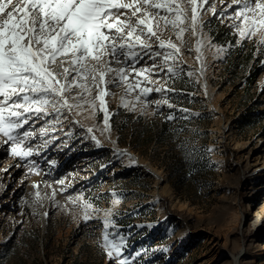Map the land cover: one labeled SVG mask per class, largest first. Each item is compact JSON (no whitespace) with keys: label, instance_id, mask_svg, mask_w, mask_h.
<instances>
[{"label":"rangeland","instance_id":"374dc122","mask_svg":"<svg viewBox=\"0 0 264 264\" xmlns=\"http://www.w3.org/2000/svg\"><path fill=\"white\" fill-rule=\"evenodd\" d=\"M209 2L219 12V0ZM203 21L202 37L184 34L192 51L181 47L182 72L130 71L120 87L107 86V112L117 115L110 136L98 101L59 122L33 117L21 129L33 132L22 146L33 154L23 159L0 136V168L12 165L0 171V264H110L105 218L125 238L129 264H264V45L240 38L226 17L208 12ZM154 62L162 59L144 55L135 69ZM137 80L161 91L125 95ZM163 121L171 143L153 139Z\"/></svg>","mask_w":264,"mask_h":264},{"label":"snow or ice","instance_id":"6c2138e0","mask_svg":"<svg viewBox=\"0 0 264 264\" xmlns=\"http://www.w3.org/2000/svg\"><path fill=\"white\" fill-rule=\"evenodd\" d=\"M219 3L222 7L217 12L209 0H0V136L4 143L11 144L14 156H31L33 149L22 146L33 132L21 129L33 117L51 115L59 122L78 110L96 108L97 101L107 127V86L120 87L130 71L136 77L144 72L152 75L165 66L172 75L182 72L177 63L181 47L192 51L184 34L202 37L203 15L208 12L234 21L240 38L257 37L264 45V0ZM165 32H173L180 46L170 38L166 41ZM196 44L195 51L200 53L202 41L198 38ZM144 55L153 61L161 58L162 64L154 62L150 69L136 70ZM138 87L142 94L161 91L140 87L137 80L127 84L125 95ZM81 207L87 222L91 204L83 202ZM113 225L104 219L101 246L110 264H129L124 258L125 238L109 232Z\"/></svg>","mask_w":264,"mask_h":264},{"label":"bare ground","instance_id":"6f19581e","mask_svg":"<svg viewBox=\"0 0 264 264\" xmlns=\"http://www.w3.org/2000/svg\"><path fill=\"white\" fill-rule=\"evenodd\" d=\"M195 49H196V47H195ZM202 52V51H201ZM201 52L200 53H197V56H199V59H201V56H200V54H201ZM201 60H203V58L201 59ZM181 62V61H180ZM182 64V63H181ZM204 64V65H203ZM208 64V60H204V61H202V66L203 67H205L206 65ZM181 66V65H180ZM196 68V72H197V74L198 73H200V74H202L203 72H202V69H201V67L200 66H196L195 67ZM205 69V68H204ZM204 71V70H203ZM107 96V95H106ZM106 96H105V107H106ZM103 112V127H104V134L105 135H107V136H110V131H111V129H110V126H109V124L107 125V127L105 126V123H104V119H105V112L104 111H102ZM108 113V112H107ZM108 117H109V114H108ZM72 127H76V125L75 124H73L72 123V125H71ZM93 130V129H92ZM88 133V132H87ZM89 134H90V136L92 135V139L94 140V141H97V140H99V141H103V139L105 140V138H101L97 133H95L94 131H91V132H89ZM102 136V135H101ZM107 140V139H106ZM110 140V142L112 141V142H114V140L112 139V138H110L109 139ZM105 142V141H104ZM97 149H100V147H97ZM7 153V148L3 145V143H1L0 144V161H1V159H2V157L5 155ZM8 159L9 158H7L5 161H8ZM11 167H12V165H11V162L9 163V162H5V164L4 165H2L1 166V168H0V171H1V173H5V172H10V169H11ZM81 167V166H80ZM6 183H8V185L10 184L9 182H6ZM82 183H84V186H86L87 185V182L85 183V181H81L80 182V184H78V187H80V189L82 188V186L83 185H81ZM5 184V183H4ZM163 191L165 192V193H167L168 195H169V197H171V193H170V189H169V187L166 185L165 187H164V189H163ZM1 194V193H0ZM1 200V199H0ZM4 201V200H3ZM262 212V211H261ZM242 250V249H241ZM245 251V250H244Z\"/></svg>","mask_w":264,"mask_h":264},{"label":"trees","instance_id":"16d2710c","mask_svg":"<svg viewBox=\"0 0 264 264\" xmlns=\"http://www.w3.org/2000/svg\"><path fill=\"white\" fill-rule=\"evenodd\" d=\"M116 117L117 115H112L111 116V122H112V126H114L115 128L116 125H115V120H116ZM155 138H153L155 140V142H159L161 141V138L162 140H164L165 142L167 143H171L172 139H173V133L170 129V125L168 123V121H163L161 124H160V129L158 130V133L156 135H154ZM179 163H177V161H174L173 165L175 167L178 166ZM181 165L182 168H185V164H179Z\"/></svg>","mask_w":264,"mask_h":264},{"label":"water","instance_id":"95a60500","mask_svg":"<svg viewBox=\"0 0 264 264\" xmlns=\"http://www.w3.org/2000/svg\"><path fill=\"white\" fill-rule=\"evenodd\" d=\"M110 118H111V117L109 116V117H108V124H109V126H110Z\"/></svg>","mask_w":264,"mask_h":264}]
</instances>
